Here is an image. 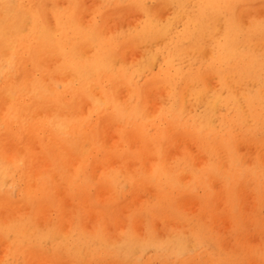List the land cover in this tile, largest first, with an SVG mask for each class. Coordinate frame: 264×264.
<instances>
[{
	"label": "bare ground",
	"instance_id": "1",
	"mask_svg": "<svg viewBox=\"0 0 264 264\" xmlns=\"http://www.w3.org/2000/svg\"><path fill=\"white\" fill-rule=\"evenodd\" d=\"M64 1L0 0V214L14 212L11 219L0 217V264L37 258L44 264H141L147 249L163 253L161 264H202L195 262L201 254L186 255L198 253L206 239L218 248L217 230L226 222L235 244L211 256L215 264H236L239 252L249 261L264 250V238L253 249L243 245L264 228V0H92V10L85 0ZM134 9L139 20L131 19ZM125 10L136 23L125 25L126 17L119 20L122 28L114 19L123 20ZM125 47L138 50L131 64L121 56ZM120 88L128 89L122 100ZM154 89L162 91L154 93L159 99L152 95L158 102L151 106L146 99ZM184 139L185 147L176 148ZM241 143L247 156L238 152ZM170 145L181 153L169 155ZM188 145L196 153L190 155ZM193 153L201 154L198 169ZM113 157L123 165L114 168ZM108 160L113 169L103 166ZM135 161L146 162L148 172L122 167ZM32 166L42 170L34 173ZM96 167H103L102 175L98 168L92 183ZM124 172L137 179H130L133 189L152 185L146 191L155 190L153 201H139L123 216L117 204L97 210L86 190L101 195L111 185L120 196ZM7 179L18 187L14 197L3 189ZM57 192L77 203L65 216L67 228L46 213L59 212ZM197 192L199 203L184 200L198 204L184 205L197 212L189 220L178 203ZM108 194L99 198L102 204L111 200ZM86 208L94 219L90 232L82 225ZM119 217L123 226L112 228ZM156 219L169 222L162 241L154 237ZM46 244L50 251L41 250Z\"/></svg>",
	"mask_w": 264,
	"mask_h": 264
},
{
	"label": "rangeland",
	"instance_id": "2",
	"mask_svg": "<svg viewBox=\"0 0 264 264\" xmlns=\"http://www.w3.org/2000/svg\"><path fill=\"white\" fill-rule=\"evenodd\" d=\"M57 1H59V2H56V4L58 5V6H62L61 4H63L64 5V3H60V1L62 2H65L64 0H57ZM83 1V0H82ZM94 2L96 1V0H93ZM92 0L90 1H87V0H85V2L83 1L82 2V4L83 3H85V4H87L86 6L88 7V9L89 10H92L91 9V7L90 6H93L92 4H95L94 2H93ZM99 0H97V2H98ZM55 2V1H54ZM89 2H91L90 4L91 5H89L88 3ZM97 2H96V4L95 5H97ZM55 4V6H57ZM99 4V3H98ZM48 5H50V3L48 4ZM94 5V6H95ZM84 6V8H85V5H83ZM96 7V6H95ZM93 9H94V7H93ZM85 10L87 11V8H85ZM132 10V9H131ZM134 10H136V9H134ZM161 10H163V11H161V14L160 15H163V16H161V18H163L165 15H167V12H166V10H165V12H164V9H161ZM91 11H87V13H90ZM124 12H126V13H128V10H125ZM123 12V13H124ZM129 12L130 13H132V16H131V19H138L139 20V18H140V16H138L139 15V13L137 14V10H136V12H132V11H130L129 10ZM84 13H85V11H84ZM84 13H83V15H84ZM126 13H124L125 15H126ZM158 13H159V11H158ZM164 13V14H163ZM92 14V13H91ZM123 14V15H124ZM129 14V13H128ZM127 14V16H125V17H121L123 20H121V19H117V18H115L114 16V20H118V22L117 23H119L120 21H122V22H125V19H126V17H127V19H126V21H128V16L130 17V15L131 14H129L128 15ZM88 15H90V14H88ZM87 15V16H88ZM122 15V16H123ZM159 15V14H158ZM160 15H159V17H160ZM86 16V14L84 15V17H87ZM83 17V16H82ZM84 17H83V20L85 21V20H87L86 18L84 19ZM133 17V18H132ZM136 17V18H135ZM138 17V18H137ZM89 18V17H88ZM90 18H91V16H90ZM89 18V19H90ZM111 18V20H109V22H108V26H110V28L112 29V26L111 25H109V23H111V21L113 20L112 19V17H110ZM88 19V20H89ZM131 19H129V20H131ZM87 20V21H88ZM112 21V23L114 22L115 23V21ZM120 20V21H119ZM86 22V21H85ZM122 22H120V23H122ZM136 23V21H128V23L126 22V23H124L125 25L127 24V25H129V26H131V23H132V25L134 24V23ZM112 25H115V24H112ZM118 25V24H117ZM122 25H123V23H122ZM119 26H121V24H119ZM114 27V26H113ZM109 28V29H110ZM116 28H119V27H117V26H115V28L114 29H116ZM122 28H125V26L123 25L122 26ZM126 29H127V27H126ZM131 47L132 46H130V49H131ZM125 49H127V47H125V48H123L121 51H123L122 52V54H121V56L125 59V64L127 63V61H131L130 63H128V64H131L132 62H134V60L133 59H131V58H134L135 57V55H136V53H138V52H136V51H138V50H133L132 49V52H130L129 53V51H124ZM129 49V50H130ZM128 50V49H127ZM131 51V50H130ZM135 52V53H134ZM121 53V52H120ZM124 53V54H123ZM130 55V58L129 57H127V56H129ZM126 55V56H125ZM134 55V56H133ZM139 54H137V56H138ZM120 56V55H119ZM121 58V57H120ZM136 59H137V57H135ZM120 60H123V59H120ZM133 60V61H132ZM124 61V60H123ZM122 61V62H123ZM136 61V60H135ZM46 62H48V61H46ZM124 63V62H123ZM48 77V76H47ZM46 77V78H47ZM45 78V79H46ZM121 90L120 91H118V93H120V95L118 96V99L120 100V96H121V100H122V98L124 99L126 96H128V89L127 88H120ZM124 89H126L127 90V93H125V94H127L126 96L124 95V97H123V95L122 94H124L123 92H126V91H124ZM157 91V89H154V92H153V90H152V92L153 93H151V92H149L148 93V95H147V99L146 100H148V98H152V100L153 99H155L154 98V96L155 97H157V99H159L160 98V95L159 94H154L155 92ZM160 91H162V90H160L159 89V91H157V92H160ZM154 94V96L152 97V95ZM161 94V93H160ZM158 95V96H157ZM159 97V98H158ZM151 98L148 100L149 102H150V100H151ZM157 101V100H156ZM155 100H153V104H152V101L150 102L152 105L151 106H153L154 104H156L157 102H156ZM156 102V103H155ZM82 107L80 108L82 111H85L86 110V108H88V106L86 107L85 106V104H83V105H81ZM104 118H106V117H103V118H101L100 120L103 122V123H106L107 122V124H114V122L112 123V120H111V123H110V119H104ZM99 120V119H98ZM99 120V122H101ZM106 120V122H104ZM109 122V123H108ZM106 135H109V137H111V138H113V137H116V136H113L112 137V135H110V129H109V132H107L106 133ZM104 137H107V136H105L104 135ZM102 138V142L104 143V146L107 148V145H108V143L110 142V140H109V137H107L108 138V140H105L106 138ZM103 139L105 140V142L103 141ZM133 139H134V137H133ZM133 139H131V143H128V146H127V148H128V150H129V152H131V150H133V147H135L136 148V145L134 146L132 143L133 142H135V144L137 143L136 142V140L138 141V139L135 137V140H133ZM115 141V139L113 138V139H111V144L113 143ZM133 141V142H132ZM189 142L188 140H186V139H184L183 141H181L180 142V140H179V142H180V144H178V141H177V145H179L178 147H176V148H179V147H185V146H182V142ZM51 143L53 142V141H50ZM107 142V144H105ZM175 142V141H174ZM51 143H48V146H53V144H51ZM54 144H55V142H54ZM131 144L133 145V146H131ZM190 144H192V143H190ZM242 144V143H241ZM241 144H238V145H241ZM244 144V143H243ZM242 144V145H243ZM131 146V149H129V147ZM172 145H173V143H172ZM172 145H170V147H169V151H168V154L169 155H173V152H175V150H174V148H173V146L175 147V145H176V143L172 146ZM183 145H187L186 143H184ZM241 145V146H242ZM245 147H244V145H243V147L244 148H246L244 151H243V149H239V148H241V146H239V148H238V152H240L243 156H247V154H246V150H247V143H245ZM249 145H253L252 143H249ZM108 146H110V144L108 145ZM189 146L191 147V145H188V147H186L189 151H187V149H184V150H186L189 154H190V152L192 153V152H194L193 150L194 149H197L196 147L194 148V147H191V148H189ZM195 146V145H194ZM242 147V148H243ZM175 148V149H176ZM253 149L255 148L254 146L252 147ZM252 148H250L249 150V152H248V157L249 156H252L251 154H252V152L251 151H253V150H251ZM107 149H109V148H107ZM179 149H181V148H179ZM179 149L177 150V151H179ZM171 150H173L172 152H170ZM191 150V151H190ZM176 151V152H177ZM197 151V150H196ZM248 151V150H247ZM254 151H255V149H254ZM253 151V152H254ZM175 152V153H176ZM198 152V151H197ZM251 152V154H249ZM175 153H174V155H173V157L175 156ZM179 153H181L180 151H179ZM178 153V154H179ZM194 153H196V152H194ZM193 153V154H194ZM178 154H176V156L178 155ZM192 154V155H193ZM255 154H256V151H255V153H254V156H252V157H255ZM191 155V154H190ZM197 154H194V158L196 159H194V158H191V161H192V166L194 167H196V169H198L202 164H203V161L200 159V157H201V154H199L198 153V156H199V159H198V156H196ZM196 156V157H195ZM117 159L118 157H113V158H111V159ZM203 158V157H202ZM197 159H198V161H202V162H200V163H202L201 165H200V163H196V161H197ZM98 160V159H97ZM112 160V161H113ZM118 160V164H120V165H118V164H116L115 165V163H117L116 162V160H114L115 161V163H114V165L116 166V167H114V168H119L120 166H121V160H119V159H117ZM195 160V161H194ZM204 160V159H203ZM113 161V162H114ZM145 161H148V160H145ZM110 161L108 160V163L107 162H105L104 164L105 165H103V166H105V167H108V166H110L109 163ZM113 162H111V163H113ZM137 162V163H136ZM41 163V162H40ZM131 165H130V167H129V164L127 163V164H125L124 166H122V167H125V171H127V172H129V173H131L132 171H134V169H136L135 170V172H132L133 174L134 173H137V172H145L143 169H146L145 168V166L147 165V163L145 162V163H143V162H139V161H135V162H129ZM134 163V164H133ZM194 163H196V164H199L198 166L197 165H195ZM37 164H38V162H37ZM42 164V163H41ZM135 165V167H133V165ZM145 164V165H144ZM150 163H149V161H148V165H147V170H148V166H150L149 165ZM34 165V164H33ZM39 166H40V164H38ZM123 165V164H122ZM38 166V167H39ZM41 166H45V165H41ZM37 168V166H32V172H33V169L34 168ZM46 167V166H45ZM45 167L43 168V171L41 172V174L42 173H44V171H46V170H44L45 169ZM194 167V168H195ZM40 168V167H39ZM39 168H37V171H34V173H36V172H39ZM42 168V167H41ZM40 168V170H42ZM99 167H96L95 169H93L91 172V178H92V175H97V173H98V169ZM103 168V167H102ZM102 168H101V170H100V168H99V170H100V174L102 175V173H101V171H102ZM109 168H111V169H113L111 166L109 167ZM131 168H134L133 170H131ZM130 169V170H129ZM138 169V170H137ZM139 169H141V170H139ZM35 170V169H34ZM31 171V170H30ZM29 171V172H30ZM149 171V170H148ZM148 171H146L145 173H147ZM30 173V175H29V177H30V179L31 180H34V178H36V176H35V174L34 175H31V174H33V173ZM94 172H95V174H94ZM127 172H124V173H127ZM48 173V172H47ZM129 173H127V175H125V176H123L121 179H120V190H121V192H122V195H120V196H118L117 195V193H116V195H115V193H114V191H112V188H111V185H109L106 189L105 188H102V189H100L101 191H103V189H104V191L103 192H105V193H103V194H101V195H104L105 196V194H108V192H109V194H108V198H111V200L110 199H105V201L106 200H109L108 202L106 201V202H104L103 204H102V202L100 201V199H102L103 197H101V195L99 194L100 192H98V190H95V188L94 187H92V189L91 188H89V189H87L86 190V192L88 193V194H91L92 195V198L94 199V200H96V208H97V210H102V209H105L107 206H109L110 204H117V206H118V210H119V212H118V214H119V216L121 215V216H123V215H125L127 212H130L131 210L132 211H134V210H136V207H139V205L141 206V203H143V204H145L146 202H148V198H149V202H151V201H153V199H152V197L154 196V192H155V190H154V192H152L153 190H151L150 191V193H148L149 192V189H151L150 187L152 186V185H145V186H141V187H138V189L139 190H137V188H131L132 186H133V183H131V186H130V179L131 180H133V182H135V180H137L136 178H133V177H131V175L129 174ZM35 176V177H34ZM34 177V178H33ZM93 178H94V176H93ZM93 178H92V183H93V181H96L95 179L93 180ZM96 179L97 178H99V173H98V176L97 177H95ZM8 180V179H7ZM5 181L6 183H4V185H6L7 186V188H9V190L6 188V187H3V189H5V191H9V194H11V196H16V194H17V192H18V187L16 186V185H14L13 187H12V185L11 184H9L10 183V181L8 182V181ZM11 185V186H10ZM126 185V186H125ZM215 186V185H214ZM12 187V188H11ZM148 187V189H147V191H146V188ZM141 188H143V189H141ZM144 188H145V190H144ZM154 187L152 186V189H153ZM213 188V187H212ZM215 188H216V186L214 187V189L212 190L213 191V196H219V194H218V192H216L217 190H215ZM108 189V190H107ZM133 189V190H132ZM217 189V188H216ZM15 190V191H14ZM112 191V192H110V191ZM143 190H144V192H143ZM108 191V192H107ZM134 191V192H133ZM135 191L137 192L136 193V195H135ZM215 191V192H214ZM60 192H62V191H60ZM130 192H133V193H130ZM96 193L97 194H99V195H97L96 196ZM102 193V192H101ZM148 193V194H147ZM151 193H152V196H151ZM61 194H64V193H61ZM95 194V195H94ZM131 194H133L132 196V198L130 197L131 196ZM215 194V195H214ZM65 195V194H64ZM99 196V197H98ZM111 196V197H110ZM55 197H57V200H58V206H59V212H53V211H49V210H46V213L49 215V217H48V220H50V221H52V222H55L60 228H61V223H62V226L64 225V224H67L66 225V228L68 227V220H67V217H65V216H68V213L69 212H71L72 210H75L76 209V207H77V203H76V201L74 200V198H72V197H68V196H64L63 197V195L61 196H59V192H57V194H55ZM115 197V198H114ZM121 197V198H120ZM16 198V197H15ZM100 198V199H99ZM135 198H137L136 200H138V202L137 201H135V205H134V199ZM189 198V201L190 200H192V201H197V203H199V199L198 198H201V192H197V198H196V196H186V197H183L182 199H180L179 200V203L178 204H181V206H180V210L183 212V214L190 220V219H192V220H194V216H196L197 215V212H195V213H191L190 211H188V209L186 208V207H193V203L194 202H188L187 201V203L185 202L186 200L185 199H188ZM194 198V199H193ZM62 199H64V200H62ZM104 199H103V201H104ZM185 200V201H184ZM199 200V201H198ZM139 201H141V203L139 204ZM143 201V202H142ZM180 202H185V204H183V203H180ZM136 203H138V204H136ZM188 203H191V205H189ZM70 204H72V205H70ZM188 206H187V205ZM70 205V206H69ZM128 205V206H127ZM133 205V206H132ZM137 205V206H136ZM186 207H185V206ZM195 205H196V202H195ZM198 205V204H197ZM196 205V206H197ZM247 205H249V204H247ZM196 206H194L195 207V209L197 208ZM219 206V205H218ZM221 207H222V205H220ZM133 207V208H132ZM191 207H190V209H191ZM193 207V208H194ZM126 208V209H125ZM184 208H186L187 210H186V212H184L185 210H184ZM192 208V209H193ZM128 209V210H127ZM189 209V210H190ZM195 209H194V211H195ZM246 209V208H245ZM7 211V212H6ZM122 211H124V213H122ZM188 211V212H187ZM193 211V210H192ZM193 211V212H194ZM126 212V213H125ZM190 212V213H189ZM5 213H7V214H5ZM8 213L10 214L9 216H10V218H9V216H8ZM45 213V210H44V212H42V214H46ZM52 213L54 214V215H52ZM46 214V216H48ZM262 214H264V212H262ZM14 216V212L13 211H9V210H5L4 212H1V214H0V217L2 218V217H4V218H2V219H5L6 217V219H11L12 217ZM43 216V215H42ZM41 216V217H42ZM65 218H64V217ZM41 217L39 218V221H41L42 219H41ZM81 217H82V225H83V227L85 228V229H89V232L91 231L90 229L92 228V225L94 224V219H93V215H91V214H89V211H88V209L86 208L85 210H83L82 212H81ZM43 218H47V217H43ZM63 218L65 219V221H63ZM41 219V220H40ZM121 219V217H119V218H117V222L115 223V225H114V227H112V228H115L116 227V225H117V223H118V225H117V227L119 226V224L121 225V226H123L120 222L121 221H119ZM60 220L62 221V222H60ZM67 220V221H66ZM157 223H156V222ZM154 221V224H155V239H157L158 241H162V239L166 236V226L169 224V222H167V219H156ZM159 221V222H158ZM212 221V220H211ZM42 222V221H41ZM43 222H44V220H43ZM65 222V223H64ZM67 222V223H66ZM162 222H164L163 224H162ZM214 222V221H213ZM226 222V221H225ZM40 223V222H39ZM87 223V224H86ZM158 223H161L160 224V226H159V224ZM156 224H157V229H158V227H159V229H161V231L158 229V230H156ZM165 224H166V226H165ZM85 225L87 226V227H85ZM138 225H139V223H138ZM225 225V226H224ZM121 226H119L118 228L120 229V227ZM137 226V225H136ZM140 226H141V224H140ZM163 226H165V227H163ZM64 227H65V225H64ZM63 228V227H62ZM136 228V227H135ZM138 228H140V227H138ZM224 228H225V230H224ZM141 229V228H140ZM163 229V230H162ZM62 230V229H61ZM64 230H66V229H64ZM64 230H62V231H64ZM136 231H137V229H135ZM142 230V229H141ZM228 231V228H227V222H226V224H221L220 225V227L218 228V232L220 233V232H222V233H220L221 234V242H218V244L220 245L218 248H216L214 245H212L210 242H209V240L208 239H206L205 241H204V245L202 246V248L198 251V253H193V251L191 250V253H193V254H191V253H189V255H186V257H188V256H193V255H197L198 254V256L200 255V257H198V258H196V261L195 262H197V263H199L198 262V259L199 258H201V261H202V264H215L216 262H213V259H212V257L211 256H216L217 257V255H219V252H218V250L220 251V248L221 249H229L231 246H233L234 244H235V242L233 241V239L230 237V235H229V233L227 232ZM157 231H159L158 232V234H157ZM164 231V232H163ZM224 231V232H223ZM138 232H140L139 231V229H138ZM160 232L161 233H163V234H161V236H160ZM225 232L227 233V234H225ZM164 235V236H163ZM163 236V237H162ZM159 237H161V239L159 238ZM252 237H254L255 239H257V240H255L254 238H252ZM247 238H249V237H247ZM245 239L244 240V242H243V245L245 246V247H250L251 249H253L254 248V246H256L257 244H258V242H259V240H261V239H263L264 238V228H263V230H262V232L259 234V235H256V236H251L249 239ZM252 239H254L255 241H257V242H255V241H253ZM264 240V239H263ZM232 241V242H231ZM227 242V243H226ZM255 243H257V244H255ZM225 244V245H224ZM1 246H0V250H1V247H4V245L2 246V243L0 244ZM228 245V246H227ZM224 246V247H223ZM4 249V248H3ZM50 249H51V246L49 245V244H46L45 246H43L42 247V249L41 250H48V251H50ZM3 251V250H2ZM147 251V252H146ZM146 251H144L143 252V254L140 256L141 257V264H161V262H163L164 261V259H165V257H164V255H163V253L162 252H160V251H157V250H155V249H147ZM227 252V251H226ZM2 253H1V251H0V256H2L1 255ZM234 256H235V260H236V264H259L258 262H261L262 260H264V250H261V251H259L257 254H255V255H253L252 257H249L248 259H249V261H247V260H245L244 259V255L241 253V252H239V253H235L234 254ZM41 257H43V256H41ZM1 258V257H0ZM36 260H38V261H36ZM36 260H34L31 264H42L44 261L41 259V258H37ZM40 260V261H39ZM35 262V263H34ZM38 262V263H37ZM44 264V263H43Z\"/></svg>",
	"mask_w": 264,
	"mask_h": 264
}]
</instances>
